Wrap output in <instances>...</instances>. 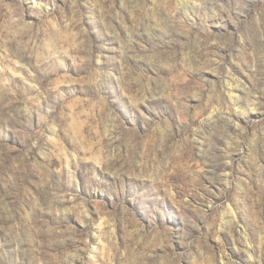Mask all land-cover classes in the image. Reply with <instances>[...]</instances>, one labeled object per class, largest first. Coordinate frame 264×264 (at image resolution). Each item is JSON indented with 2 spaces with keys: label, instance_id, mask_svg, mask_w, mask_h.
<instances>
[{
  "label": "rangeland",
  "instance_id": "obj_1",
  "mask_svg": "<svg viewBox=\"0 0 264 264\" xmlns=\"http://www.w3.org/2000/svg\"><path fill=\"white\" fill-rule=\"evenodd\" d=\"M0 264H264V0H0Z\"/></svg>",
  "mask_w": 264,
  "mask_h": 264
}]
</instances>
